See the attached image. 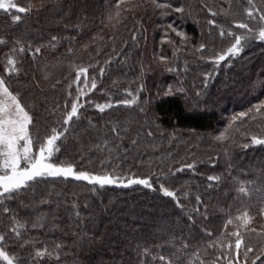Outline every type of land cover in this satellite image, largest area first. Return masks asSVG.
Wrapping results in <instances>:
<instances>
[{"label":"trees","instance_id":"16d2710c","mask_svg":"<svg viewBox=\"0 0 264 264\" xmlns=\"http://www.w3.org/2000/svg\"><path fill=\"white\" fill-rule=\"evenodd\" d=\"M14 2L32 11L12 25L16 10H0V38L7 41L0 44V77L32 118L33 139L44 142L52 128L66 129L53 163L124 182L148 178L153 185L35 182L3 205L11 215L0 207L3 246L22 258L15 263L163 264V256L169 264H228L235 256L233 232L245 241L239 264L261 256L264 145L251 138L264 139V107L256 110L264 101V41L258 39L264 0H119V7L117 0ZM241 23L250 31L235 27ZM234 36L242 38V51L215 63ZM36 47L41 52L29 55ZM81 68L88 72L77 79ZM169 89L173 95L165 96ZM133 98L131 106L96 109ZM73 102L77 117L64 125ZM163 189L175 198L163 196ZM245 246L254 249L246 259ZM36 251L45 257L34 261Z\"/></svg>","mask_w":264,"mask_h":264},{"label":"snow or ice","instance_id":"6c2138e0","mask_svg":"<svg viewBox=\"0 0 264 264\" xmlns=\"http://www.w3.org/2000/svg\"><path fill=\"white\" fill-rule=\"evenodd\" d=\"M156 3V0H153ZM249 5L253 4V0H247ZM119 0H117V7H119ZM157 8H163L165 5L163 4H156ZM0 10H3L5 13H8L10 10H16L18 14H12L10 16V23L12 25H17L22 21V15H27L29 12L32 11L31 6H18L14 0H0ZM177 13L183 12L182 8H175L174 9ZM213 16L215 13H211ZM247 16L249 18L254 17L253 11L249 10L247 12ZM258 18L260 21L264 22V14H259ZM210 25H215V21H209ZM240 29L249 30V25L246 23H241L235 25ZM221 36L225 35V32L221 30ZM228 35L232 36L233 33H228ZM134 40L135 37H132ZM235 43L231 45L227 49L225 54L219 55L215 63H219L222 61H226L231 56L237 55L239 52L242 51L241 47V40L240 36H234ZM258 39L264 41V27H261L258 33ZM52 41H56L57 37L52 36ZM3 38H0V44H5ZM15 44H19V41H15ZM205 49V45H200V50L203 51ZM19 51L21 53L25 52L24 47H20ZM71 51V49H69ZM41 52L40 47H36L34 52H32L29 48L28 54L29 55H38ZM163 59V57L161 58ZM13 61L9 60L8 65L12 66ZM111 63V61H109ZM15 72V69H12V73ZM88 72L87 68H81L77 73V79L81 76H85ZM12 73H9L10 75ZM103 74V69H101V75ZM92 89L97 88V84L93 80L91 85ZM143 87H141V91ZM183 91L182 89L180 90ZM0 93L6 98L4 100H0V207H2L4 214L11 215L12 209L9 207H4L3 205L8 202L14 200V198L21 193H27L32 190V185L37 181H43L50 178H60V179H72L78 182H86L90 184L93 188L97 186L99 188H104L108 186H119L122 188H129L132 186H144L145 188L152 189L153 185L150 183L148 178H127L126 182H124L125 178L113 176L111 174H104V175H91L87 172L77 171L75 166L72 164L63 165V164H56L52 162V158L60 152V148L57 145L58 141H62L63 137L65 136V131L58 132L56 128L51 129V135L47 136L44 142H41L39 137L33 139L32 135L30 134L29 127L32 125V118L25 112L24 107L21 106L17 96L13 95L7 86H5V78L0 77ZM130 95V93L128 94ZM173 92L171 89L165 92V96H171ZM11 101V103H8ZM135 98L132 100H124L117 105L107 104V105H96V109L99 112H104L106 108L112 107H119V106H131L135 104ZM80 107H84L83 104ZM264 107V101L261 102L259 106H257V111L260 108ZM78 114V104L73 102L71 104V111L67 114V118L63 121L64 125H68L69 121H72L73 118L77 117ZM247 113H240V116H246ZM235 119V118H234ZM112 132L117 135L118 131L116 127L112 128ZM151 135V132L148 133ZM218 140L225 139L224 135H220L216 137ZM23 142V143H21ZM251 142L253 145H264V139L252 137ZM132 146L135 147L137 144L136 140H133ZM38 145V151H33V146ZM105 145H107V141H105ZM249 145L245 144L244 147L247 148ZM99 149V146H97ZM189 168L192 165L188 166ZM209 180H218L217 177H208ZM163 187V186H161ZM240 193L245 192L244 187H240ZM163 196L168 198H175V193L173 191H169L167 189H163L162 191ZM198 204L202 203L199 197L196 198ZM41 205H47V200H41ZM177 206L179 207V202L176 201ZM27 207V206H25ZM199 211V209H197ZM260 214L264 215V209L260 210ZM77 217L79 216V211H76ZM189 222H191V217L188 218ZM244 224L248 223V219L245 217L241 218ZM231 223V220L228 221ZM20 227H23L21 225ZM10 233H14L15 236L18 238L20 236V232L17 231L15 228L9 230ZM211 235V233H208ZM235 239V256L228 257V264H239L240 254H241V245L245 243L243 236L238 232L231 233ZM7 237L4 234H0V262L3 264H15L16 261H22L21 257L10 255L8 251L5 250L3 246L4 242L6 241ZM57 248L60 245H56ZM185 247H187L185 245ZM232 245H229L231 248ZM254 249L252 247L245 246L243 251V256L245 259L248 257L249 253H252ZM46 253L41 251H36L33 257L35 261L36 258L43 259ZM59 260V256L56 257ZM221 257H217L219 261ZM264 259V253L261 256H257L255 260L252 261V264H258V261ZM159 260L163 262V264H169L168 261H165L164 257H159Z\"/></svg>","mask_w":264,"mask_h":264},{"label":"rangeland","instance_id":"374dc122","mask_svg":"<svg viewBox=\"0 0 264 264\" xmlns=\"http://www.w3.org/2000/svg\"><path fill=\"white\" fill-rule=\"evenodd\" d=\"M4 99H6V98L3 96L2 93H0V100H4ZM8 103H11V101H8ZM21 143H23V142H21ZM15 264H16V263H15Z\"/></svg>","mask_w":264,"mask_h":264}]
</instances>
